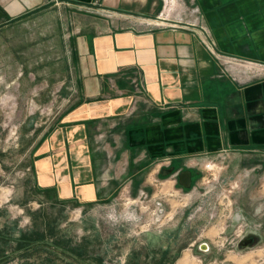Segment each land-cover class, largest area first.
I'll return each mask as SVG.
<instances>
[{
    "label": "crops",
    "instance_id": "0c3cea01",
    "mask_svg": "<svg viewBox=\"0 0 264 264\" xmlns=\"http://www.w3.org/2000/svg\"><path fill=\"white\" fill-rule=\"evenodd\" d=\"M3 2L11 21L64 4L74 100L41 133V186L110 202L184 170L193 184L225 154L231 173L262 162L264 175V0H181L180 27L150 21L163 0ZM259 175L241 202L264 195Z\"/></svg>",
    "mask_w": 264,
    "mask_h": 264
},
{
    "label": "rangeland",
    "instance_id": "374dc122",
    "mask_svg": "<svg viewBox=\"0 0 264 264\" xmlns=\"http://www.w3.org/2000/svg\"><path fill=\"white\" fill-rule=\"evenodd\" d=\"M2 2L0 264H158L165 255L167 264L185 257L188 264H264V195L241 202L243 184L263 172L262 162L231 173L225 154L206 163L190 188L166 174L153 193L110 202L61 197L41 186V133L74 100L59 31L64 4L11 21L7 16L17 13ZM259 178L256 193L263 173ZM251 234L255 243L240 247Z\"/></svg>",
    "mask_w": 264,
    "mask_h": 264
},
{
    "label": "built area",
    "instance_id": "2783aa9c",
    "mask_svg": "<svg viewBox=\"0 0 264 264\" xmlns=\"http://www.w3.org/2000/svg\"><path fill=\"white\" fill-rule=\"evenodd\" d=\"M177 3H181V0H163V9L159 12V14L152 19V22L158 26L164 27H180L185 26L183 18H177L175 16ZM254 67L257 70L264 73V65L263 64H254Z\"/></svg>",
    "mask_w": 264,
    "mask_h": 264
},
{
    "label": "water",
    "instance_id": "95a60500",
    "mask_svg": "<svg viewBox=\"0 0 264 264\" xmlns=\"http://www.w3.org/2000/svg\"><path fill=\"white\" fill-rule=\"evenodd\" d=\"M179 182L182 186L190 188L192 186V172L189 170H184L179 174ZM256 235L251 234L246 237H243L239 241L240 247H249L255 243Z\"/></svg>",
    "mask_w": 264,
    "mask_h": 264
},
{
    "label": "bare ground",
    "instance_id": "6f19581e",
    "mask_svg": "<svg viewBox=\"0 0 264 264\" xmlns=\"http://www.w3.org/2000/svg\"><path fill=\"white\" fill-rule=\"evenodd\" d=\"M150 21H152L151 19H150ZM251 66H252V64H250ZM186 252V251H185ZM188 258L189 257H185L183 260H182V264H188ZM178 263V262H177ZM181 263V262H180ZM190 263V262H189Z\"/></svg>",
    "mask_w": 264,
    "mask_h": 264
},
{
    "label": "trees",
    "instance_id": "16d2710c",
    "mask_svg": "<svg viewBox=\"0 0 264 264\" xmlns=\"http://www.w3.org/2000/svg\"><path fill=\"white\" fill-rule=\"evenodd\" d=\"M74 250H77V248H75ZM165 257H166V255H165ZM165 257L162 258V260H160V261L158 262V264H167ZM171 262H172V261H171Z\"/></svg>",
    "mask_w": 264,
    "mask_h": 264
},
{
    "label": "flooded vegetation",
    "instance_id": "af4514ba",
    "mask_svg": "<svg viewBox=\"0 0 264 264\" xmlns=\"http://www.w3.org/2000/svg\"><path fill=\"white\" fill-rule=\"evenodd\" d=\"M241 240V239H240Z\"/></svg>",
    "mask_w": 264,
    "mask_h": 264
}]
</instances>
